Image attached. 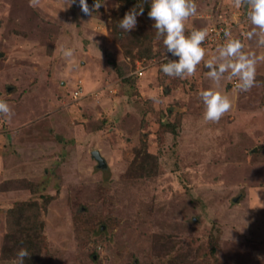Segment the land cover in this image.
Wrapping results in <instances>:
<instances>
[{
    "label": "rangeland",
    "instance_id": "rangeland-1",
    "mask_svg": "<svg viewBox=\"0 0 264 264\" xmlns=\"http://www.w3.org/2000/svg\"><path fill=\"white\" fill-rule=\"evenodd\" d=\"M146 1L88 0V15L0 0V99L13 110L0 113V264H15L22 246L5 241L26 228L40 233L25 264H264V59L247 91L204 66L226 30L244 51L264 45L234 0H196L185 32L207 30L205 57L168 76ZM210 87L231 100L218 121L204 119Z\"/></svg>",
    "mask_w": 264,
    "mask_h": 264
},
{
    "label": "clouds",
    "instance_id": "clouds-1",
    "mask_svg": "<svg viewBox=\"0 0 264 264\" xmlns=\"http://www.w3.org/2000/svg\"><path fill=\"white\" fill-rule=\"evenodd\" d=\"M74 3H78L83 13L91 14L87 0H67L69 6ZM101 4L102 0H94L92 9L99 8ZM234 5L237 8L243 6L251 25L255 26L244 35L249 40L253 36H258L257 44L264 45V0H234ZM196 11V0H150L147 15L153 20L152 27L156 29V37L163 38L165 47L162 56L165 62L161 64V71L168 76L184 78L192 75L205 57L202 42L207 36V30L193 28L189 33L185 32L186 19ZM143 12L142 5L133 6L119 20V27L126 32L134 29L137 17ZM225 36L228 39L218 46L217 54L204 62V66L208 69L207 75L219 83L222 76L228 73L229 79L238 77L236 87L239 90L247 91L256 82L257 61L264 57L257 56L253 51H244L245 45L242 40L231 36L227 30ZM62 51L65 57L73 55V49L70 47H65ZM164 53H170L176 59H170ZM199 96L205 107L206 120L218 121L231 107L230 98L211 87L201 90ZM12 112L9 103L0 99V113L10 117ZM29 255L27 248H18L14 257L15 264H25V258Z\"/></svg>",
    "mask_w": 264,
    "mask_h": 264
},
{
    "label": "trees",
    "instance_id": "trees-1",
    "mask_svg": "<svg viewBox=\"0 0 264 264\" xmlns=\"http://www.w3.org/2000/svg\"><path fill=\"white\" fill-rule=\"evenodd\" d=\"M91 1L94 3V0H91ZM126 1H136V0H126ZM142 1L147 2L146 0H140L139 3H141ZM135 4H137V2ZM0 119H1V117H0ZM15 230L18 231V229H15ZM34 231L40 233V230H36V228H34V229L33 228H26V231H24V232L21 231L17 235L15 234L16 233L15 232L14 234H12V236L9 239L8 238L6 239L5 243L9 244L11 241V242L15 243L16 245H17V243H20L17 246H22V247L30 246L29 244H31V239H29V238H30V235H34V233H35ZM39 239H40V236H39ZM25 248L29 249L28 247H25Z\"/></svg>",
    "mask_w": 264,
    "mask_h": 264
},
{
    "label": "built area",
    "instance_id": "built-area-1",
    "mask_svg": "<svg viewBox=\"0 0 264 264\" xmlns=\"http://www.w3.org/2000/svg\"><path fill=\"white\" fill-rule=\"evenodd\" d=\"M210 33H212V34L214 33L215 35L218 36L221 33V30H216L215 28H210ZM142 73L143 72H142L141 69L136 72V74L139 75V76H141ZM0 129H1V121H0Z\"/></svg>",
    "mask_w": 264,
    "mask_h": 264
},
{
    "label": "water",
    "instance_id": "water-1",
    "mask_svg": "<svg viewBox=\"0 0 264 264\" xmlns=\"http://www.w3.org/2000/svg\"><path fill=\"white\" fill-rule=\"evenodd\" d=\"M92 156L94 157V159L97 161L99 165L103 163V159L101 158V156L98 154L97 151L92 152Z\"/></svg>",
    "mask_w": 264,
    "mask_h": 264
}]
</instances>
